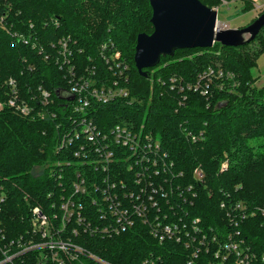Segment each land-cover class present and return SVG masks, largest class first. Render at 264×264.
Segmentation results:
<instances>
[{"label":"trees","instance_id":"obj_1","mask_svg":"<svg viewBox=\"0 0 264 264\" xmlns=\"http://www.w3.org/2000/svg\"><path fill=\"white\" fill-rule=\"evenodd\" d=\"M200 1L208 7L220 2ZM151 12L149 0H0V99L6 96L5 80L13 77L22 97L36 110L41 105L30 97L38 95V86L46 88L52 103L43 109L55 113L54 117L40 118L23 117L7 106L0 110V183L7 192L3 219L10 232L27 227L32 206L39 205L46 213L58 211L62 197L73 190L75 170L66 164L57 165L64 159L65 153L57 146L62 124L70 113L54 93L56 88L67 86L55 62L56 43L62 38H69L81 69L95 66L101 76H111L99 58L102 43H112L128 62L127 98L101 104L91 114L106 124V129L131 121L160 140L176 176L162 175L172 178L180 188L170 197L179 202V214L199 217L202 227L220 228L228 223L222 202L227 209L239 202L248 210L264 205V87H248L253 80L251 71L264 53V26L255 39L242 46L215 42L209 48L175 50L172 56H162L157 65L147 68L148 76L143 77L137 72L133 55L137 35L153 31ZM11 32L36 37V43L51 58L45 59L30 43L13 39ZM208 67L233 71L235 80L216 79L207 95L188 89L187 83H194ZM171 77L182 90L171 88ZM236 80L244 91L240 95L233 93L231 84ZM202 130L204 137L196 142L186 135V131ZM224 161L226 169L221 170ZM196 167L203 172L201 181L193 175ZM188 186L194 197L187 192ZM83 203L95 210L87 198ZM162 208L167 211L168 204L162 202ZM240 227L254 249L264 251V217L255 214ZM81 241L113 264H141L150 254L161 255L159 264H184L174 254L177 246H162L139 223L113 237L86 236Z\"/></svg>","mask_w":264,"mask_h":264},{"label":"built area","instance_id":"obj_2","mask_svg":"<svg viewBox=\"0 0 264 264\" xmlns=\"http://www.w3.org/2000/svg\"><path fill=\"white\" fill-rule=\"evenodd\" d=\"M256 10L264 9V0H252ZM2 21V19H1ZM13 39L31 44L45 59L51 54L36 43V37L26 38L18 32H11ZM55 62L63 71L67 92L72 100L60 99L70 113L66 116L63 131L59 136L57 150L65 153L57 165H68L75 170L72 177V192L62 197L58 211L46 213L39 205L30 208L27 227L10 232L3 219V203L7 195L0 183V264H113L92 253L81 241L86 236L113 237L132 229L137 223L146 226L149 234L165 246H177L174 254L184 264H264V251L254 249L248 235H244L240 224L255 214L264 217V205L248 210L241 202L227 209L228 220L223 227H202L199 217L178 213L179 202L171 199L180 190L172 178L173 162L163 149L160 140L150 132L143 131V125L133 122L116 123L105 128L91 114L101 104L117 98H127L130 67L121 52L112 43H102L99 58L108 66L110 77L101 76L95 66L81 69L73 57L69 38L57 41ZM55 48V43H50ZM194 83H187L188 89L199 90L207 95L210 85L218 78L234 79L229 71L208 67L199 73ZM171 88L183 89L175 77L170 78ZM6 96L0 99V110L10 107L23 117H52L55 113L44 107L52 103L50 92L38 86L40 110L22 97L13 77L4 82ZM188 138L199 141L204 131H186ZM65 165V166H66ZM227 162L220 165L226 169ZM121 166V168H120ZM167 172L172 178L162 174ZM196 180L203 179L200 167L193 170ZM187 192L195 196L192 187ZM181 197V191L178 192ZM91 202L95 210L87 209L83 201ZM82 199V200H81ZM183 203L187 201L183 196ZM162 202L168 204L163 211ZM153 255V254H152ZM161 255L147 256L141 264H159Z\"/></svg>","mask_w":264,"mask_h":264},{"label":"water","instance_id":"obj_3","mask_svg":"<svg viewBox=\"0 0 264 264\" xmlns=\"http://www.w3.org/2000/svg\"><path fill=\"white\" fill-rule=\"evenodd\" d=\"M151 33L136 37L133 60L137 72L147 77V68L162 56H172L178 49L209 48L215 42L238 47L251 42L264 26V11L242 28H227L218 23L217 10L200 0H149ZM57 98L72 100L65 89L56 88Z\"/></svg>","mask_w":264,"mask_h":264},{"label":"rangeland","instance_id":"obj_4","mask_svg":"<svg viewBox=\"0 0 264 264\" xmlns=\"http://www.w3.org/2000/svg\"><path fill=\"white\" fill-rule=\"evenodd\" d=\"M219 3H212L210 8L217 10L218 23L227 28H242L250 24L260 13L264 11L256 10L252 0H219ZM233 74L235 80V73ZM252 81L249 82L248 87L261 89L264 87V53H262L255 66L252 69ZM234 84V85H233ZM234 87V94L240 95L244 91L239 87V82L232 83Z\"/></svg>","mask_w":264,"mask_h":264}]
</instances>
